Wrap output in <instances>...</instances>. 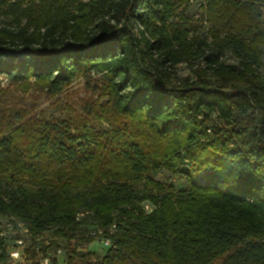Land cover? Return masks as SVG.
<instances>
[{
  "label": "trees",
  "instance_id": "trees-1",
  "mask_svg": "<svg viewBox=\"0 0 264 264\" xmlns=\"http://www.w3.org/2000/svg\"><path fill=\"white\" fill-rule=\"evenodd\" d=\"M178 1L0 2V75L57 93L97 71L123 119L84 134L0 104V216L27 225L33 264L50 230L111 239L66 264H264V0H204L201 34Z\"/></svg>",
  "mask_w": 264,
  "mask_h": 264
},
{
  "label": "rangeland",
  "instance_id": "rangeland-1",
  "mask_svg": "<svg viewBox=\"0 0 264 264\" xmlns=\"http://www.w3.org/2000/svg\"><path fill=\"white\" fill-rule=\"evenodd\" d=\"M14 0H0L6 4L12 3ZM60 0H49L50 3L58 4ZM63 5L70 9L78 8V0H61ZM87 2L89 0H81ZM178 13L184 14L193 24L199 26V34L203 33L202 29L206 26L205 10L202 7L204 0H183ZM24 7L27 4L23 5ZM177 20V18H176ZM13 24L12 18L7 15L0 16V26ZM207 32V29H204ZM234 60H230V62ZM180 77L186 76L190 69L185 65L178 68ZM103 75L97 71L91 72L88 76H76L66 87L60 92H53L49 89H43L31 81L27 87L14 86L11 81L4 75H0V104L10 110H21L25 115L24 121L27 120H45V121H69L74 127H78L82 133L96 134L95 132H106L110 129V123H122V118H119L115 111L112 110V105L109 102V95L104 89ZM92 106L93 112L87 111L88 106ZM1 108V107H0ZM133 128V126H132ZM136 134L139 135L138 130ZM155 180L162 184L171 185L175 191L186 190L188 183L184 177L172 175L166 170L160 171L155 175ZM10 219L0 216V223L8 222ZM89 227H93L92 218L85 219ZM10 222V221H9ZM17 227H27L22 222H16ZM39 240L46 242V246L54 244L59 248H67L68 244L65 239L56 238L54 231L45 232ZM42 242V241H41ZM33 241L29 240L28 245H32ZM13 244V242H11ZM90 249L99 257L106 253L104 245L99 241H92ZM41 247V246H40ZM56 247L48 249V256L54 257ZM62 264V259H60ZM3 264H16L15 260L9 257Z\"/></svg>",
  "mask_w": 264,
  "mask_h": 264
},
{
  "label": "built area",
  "instance_id": "built-area-1",
  "mask_svg": "<svg viewBox=\"0 0 264 264\" xmlns=\"http://www.w3.org/2000/svg\"><path fill=\"white\" fill-rule=\"evenodd\" d=\"M145 209L151 211L149 205H146ZM100 234L101 232H92L90 236L98 238ZM31 239L32 236L28 227H17L16 221L0 223V256L5 255L6 260L12 257L16 264H33V262L27 258V249L30 247L28 243ZM11 242H13V244H11ZM101 243L105 247L112 244L110 238H102ZM90 250L89 243H80L79 241L71 240L67 248L57 249L54 257L57 259V264H61L60 259H62V264H66V261L74 252L87 253ZM39 257L40 264H51V258L49 256L42 257V255L39 254Z\"/></svg>",
  "mask_w": 264,
  "mask_h": 264
}]
</instances>
